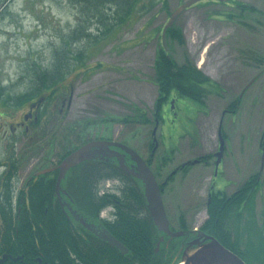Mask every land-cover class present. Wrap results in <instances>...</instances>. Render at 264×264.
<instances>
[{
    "label": "rangeland",
    "instance_id": "1",
    "mask_svg": "<svg viewBox=\"0 0 264 264\" xmlns=\"http://www.w3.org/2000/svg\"><path fill=\"white\" fill-rule=\"evenodd\" d=\"M187 1L161 0V4L156 0L150 2L154 3L152 8L144 1L135 7L129 22L115 29L106 40L88 47L86 43L79 45V49L86 48L83 62L67 74L57 89L43 94L44 100L38 102L42 107L32 113L37 117L36 123L28 116L37 99L15 109L0 103V174L6 161L8 166L14 162L18 169L14 189L25 193L22 202L28 206L30 185L39 181L37 190H46L42 182L46 183L48 177H36L39 171L51 163L56 165L65 152L91 138L117 141L142 155L151 142L150 136L155 137V159L170 156V161L161 167L164 179L175 166L191 158L212 156L219 136H223L227 154L220 157L225 177L233 186L225 190L231 193L248 177L259 175L261 186L254 197V222L256 228L264 231V0H233L254 9L255 13L242 17L232 9L231 0L200 1L182 12L173 24L180 31L183 44H165L160 33L170 14ZM143 5L145 11H141ZM160 47L176 65L194 66L215 88L210 89L203 107L187 99H177L173 111L171 102L164 104L157 124L153 119L157 89L151 80ZM238 100L236 113L225 114L229 103ZM139 112L147 121L144 124L137 120ZM20 122L25 123L26 132L18 125ZM51 135L55 136L49 141L51 144H45ZM212 160L204 169L197 166L177 174L164 187L161 203L174 226L180 218L191 232L201 229L207 220ZM84 170L80 167L70 171L59 186L65 214L68 207L76 206L72 198H78L80 192L76 177ZM69 177L75 183L68 187ZM116 183H104L103 188L113 191ZM53 197L52 203L60 205ZM108 213L109 210L104 211L100 217L105 219Z\"/></svg>",
    "mask_w": 264,
    "mask_h": 264
},
{
    "label": "trees",
    "instance_id": "2",
    "mask_svg": "<svg viewBox=\"0 0 264 264\" xmlns=\"http://www.w3.org/2000/svg\"><path fill=\"white\" fill-rule=\"evenodd\" d=\"M144 1H147L149 8H152L154 3L150 2L156 0H66L69 4L79 6L81 16L77 27L62 38L61 46L54 51L50 70H39L30 62L27 82L25 83V78L19 80L24 86L23 91H14V85L0 86V103L3 107L15 109L35 99L39 102L44 93L50 94L54 88L57 89L67 74L76 68L77 64L81 65L86 48L79 49V45L84 43L86 46L95 45L106 40L115 29L129 22L135 7L143 4ZM160 1L158 0L162 4ZM230 4L233 6L232 9L238 12L239 17L255 13L252 7L238 4L233 0ZM145 10L146 5H143L141 11ZM89 28L92 31H89ZM164 41L165 44L176 43L180 46L183 44L181 33L174 25L167 30ZM155 55L152 65L154 75L151 80L153 87L157 89V98L153 107L154 122L161 120V107L169 99H187L203 107L207 94L210 93V89L215 88V85L191 64L176 65L172 56L163 47L158 48ZM19 82H17L18 86ZM239 101L231 103L227 111L231 114L236 113ZM137 117L134 118L142 124L147 122L142 113L139 112ZM118 120L124 124L128 123L126 119ZM74 148L65 152L60 160L71 154ZM164 164L165 162L162 166ZM16 167L13 162L6 178L8 180L0 193L2 219L0 256L7 255L13 259H21L13 263L8 259L4 264H36L34 262L36 259L40 260V264L179 263V255L175 254L180 239L175 241V246L169 244L168 251L166 250L168 243H166V248L160 245L159 251L155 252V239L150 235L151 221L145 209L142 188L136 181L120 172L117 166L96 165L92 162L91 165L85 166L82 175L76 177V182L80 186L78 198L71 197L76 205L74 206L76 213L88 223H97L100 213L109 210L106 219L98 223L103 225L111 237L128 251L126 256H121L117 250L92 238L88 231L69 218V215L65 214L58 205L52 203L53 186H55L52 177L45 186L46 190H37L39 181L30 185L27 193L28 206L22 202L25 193L14 189L17 184ZM113 181L118 184L113 191L103 188L104 183ZM66 182L68 187L75 183L70 177ZM260 186L261 181L255 174L243 181L237 192L228 200H216L219 193L212 195L205 210L207 220L200 229L201 232L217 239L224 248L245 264H264V231L262 227L256 228L253 209L254 197ZM163 188L160 191L161 195ZM183 227L184 223H181V228Z\"/></svg>",
    "mask_w": 264,
    "mask_h": 264
},
{
    "label": "water",
    "instance_id": "3",
    "mask_svg": "<svg viewBox=\"0 0 264 264\" xmlns=\"http://www.w3.org/2000/svg\"><path fill=\"white\" fill-rule=\"evenodd\" d=\"M203 2V1H216L224 3L225 0H188L183 3L180 8L178 7L172 14H170L167 24L163 28L161 34V40L163 41L167 30H169L177 17L184 12L185 10L193 7L194 5ZM219 152L215 155L214 158H217L216 165L220 162V156L223 154V142L219 136ZM110 148H117L122 152L119 154L117 152H112ZM124 156H128L130 162L133 163V168H129L125 165ZM103 158H114L117 163V168L123 174L130 177L136 183H138L142 188L143 198L146 204V210L149 214V217L153 223L154 228L157 233L165 236L169 243L172 240L181 238L185 236V233L178 232L172 233L169 231V224L166 218V214L163 208L161 193L159 192V186L155 181L153 175L148 167L144 164L141 158L130 148L125 147L120 144L107 143V142H94L80 147L75 152L67 156L58 167L54 169H46L36 174V177L44 176L51 174L53 172H58V178L55 184L54 193L60 204L61 210L64 212L63 205L60 202V191H61V182L65 179V175L68 171L78 167L80 164L91 161H102ZM63 192V191H62ZM64 193V192H63ZM69 218L76 223H78L81 228H84L89 233L93 234L94 238L107 244L109 248L115 249L119 252L121 256H126L128 251L122 247V245L116 241L111 235L103 228L97 229L94 224L88 223L86 220H83L79 217L74 209L67 208ZM198 242H191L190 246H197L199 242H205L201 246H198L196 250L192 253L185 255L183 254L182 260L179 264H245L240 258L232 254L230 251L225 249L217 240L212 237L206 236L205 234L198 233L197 235ZM163 242V238H160L156 245V252L158 251L160 244ZM8 259L13 262L21 258L13 259L10 256L3 255L0 258V264H3Z\"/></svg>",
    "mask_w": 264,
    "mask_h": 264
},
{
    "label": "clouds",
    "instance_id": "4",
    "mask_svg": "<svg viewBox=\"0 0 264 264\" xmlns=\"http://www.w3.org/2000/svg\"><path fill=\"white\" fill-rule=\"evenodd\" d=\"M80 16L79 6L66 0H0V84L16 85L21 78L26 83L28 62L50 70L54 51ZM23 89L20 85L14 91Z\"/></svg>",
    "mask_w": 264,
    "mask_h": 264
},
{
    "label": "flooded vegetation",
    "instance_id": "5",
    "mask_svg": "<svg viewBox=\"0 0 264 264\" xmlns=\"http://www.w3.org/2000/svg\"><path fill=\"white\" fill-rule=\"evenodd\" d=\"M258 76V75H257ZM61 102V101H60ZM168 102H171L172 103V105H173V108H172V111L174 110V105H175V103H176V99H172V100H169ZM167 102V103H168ZM231 105V103H229V106ZM228 106V107H229ZM42 106L41 105H36V106H32V107H30V109H31V111H30V115L28 116V117H31V118H29V119H31L30 121H33V123H36L37 122V117L36 116H34V115H32V113L34 112V111H36V109L37 108H41ZM227 107V108H228ZM38 110V109H37ZM39 111V110H38ZM59 112V111H58ZM225 112V114H229V115H231V113L229 112V111H227V109L224 111ZM36 113H37V111H36ZM57 113V112H56ZM173 113V112H172ZM57 115H59V113H57ZM25 119L26 118H24V121H25ZM161 121V120H160ZM155 123H157L158 124V122H155ZM20 127H22L23 128V130L26 132V128L24 127L25 126V123H19L18 124ZM264 134V133H263ZM48 136H49V133H48ZM46 137L47 139H48V141L47 142H45V144H47L48 145V142L50 141V140H52L55 136L54 135H51L50 137ZM160 136V135H159ZM150 140H151V142L149 143V145H147V147L146 148H144V150H143V154L142 155H144V156H142L141 155V153L139 154V153H137V155L141 158V160L144 162V164L148 167V169L150 170L149 172H151L152 173V175H153V177H154V179L156 180V182L158 183V185H159V187H160V190H161V188L162 187H165L166 185L168 186L169 185V183H171L172 181V179L174 178V176H176L177 174H185V173H187V170L189 169V168H192V167H202L203 169L204 168H206L207 166H208V164L210 165L211 164V160L212 159H215V160H212V162H213V178H211L212 179V186H211V188H210V190H209V194H208V199H207V202H206V206H208V204L210 203V199H211V196L212 195H216L217 193H219V195L217 196V199L216 200H218V201H223V200H228L232 195H234L236 192H237V190H238V188H236L234 191H232L231 193H227V191L225 190L226 188H228V187H233L232 186V184L230 185V182L227 180V178L225 177V165H224V162H223V160H222V158H220V162H219V164L218 165H216V162H217V158H214L215 157V155L216 154H218V152H219V146H220V143L218 142V146H217V151H216V153H214L212 156L210 155V156H207V155H202V156H196V157H194V158H191V160H189V161H186V162H184V163H181V164H179L178 166H175L174 167V169L173 170H171L170 171V173L169 174H167L165 177H164V179H163V175H162V173H161V167H162V163L163 162H168V161H170L169 159H170V156H167V155H164V156H162V157H159V158H157V160L155 159V154H156V149H158V143H157V141L154 139L155 137H153V136H150ZM224 138V137H223ZM153 140V141H152ZM223 141V156H224V154L226 155L227 153H225V151H226V147H225V141H224V139H222ZM94 142H107V143H114V144H120V145H122L121 143H119V142H117V141H111V140H102L101 141V139H93V138H91L90 140H87V141H84V142H81L80 143V145L79 146H77V147H75L74 148V151L75 150H77L78 148H80V147H82V146H85V145H87V144H90V143H94ZM49 144H51L50 142H49ZM160 144H161V142H160ZM162 145V144H161ZM52 145H49V148L51 147ZM111 150H112V152H117V153H119V154H122V152H120V150H118L117 148H110ZM263 151V150H262ZM222 156V157H223ZM165 158V159H164ZM167 158V159H166ZM124 162H125V165L127 166V167H129V168H133V163L132 162H130V160H129V157L128 156H124ZM164 160H166V161H164ZM11 163H12V161H10ZM92 163H94V164H96V165H103V166H117V163H116V160L114 159V158H103V162L102 161H91ZM91 162H85V163H82V164H80L79 166L80 167H84L85 168V166H87V165H91ZM11 163H9V166H8V161H6L5 162V164H4V166H2L1 168H3L4 169V171H3V173H1L0 174V193L2 192V187H3V185L7 182V180L8 179H6V178H8V175H9V171H10V167H11ZM59 163H57V165H58ZM158 166H160V168L158 167ZM55 167H57L55 164H50V166L49 167H47V168H45V169H53V168H55ZM79 167V168H80ZM119 170V169H118ZM44 176H46V177H48V181L46 182V183H43L42 182V184L43 185H45V186H47V183L49 182V181H51L52 180V178H53V180H54V182H55V184H56V181H57V178H58V172L56 171V172H53V173H51V174H48V175H44ZM259 176V175H258ZM40 177H43V176H40ZM50 177H52V178H50ZM10 178H11V176L9 177V180H10ZM162 180V181H161ZM162 182V183H161ZM217 182L219 183V184H217ZM217 185V186H216ZM240 186V185H239ZM54 187V186H53ZM216 187H221L220 188V190H216ZM164 189V188H163ZM57 203H58V200H57ZM58 205V204H57ZM58 206H60V205H58ZM145 209H146V204H145ZM164 210H165V207H164ZM146 212H147V210H146ZM147 214H148V212H147ZM165 214H166V218H167V220H168V224H169V231L170 232H172V233H178V232H182V233H185V236H183V237H181V238H178V239H175V240H172V241H170L169 243H168V247H167V251H168V248H169V244H173L174 246L176 245V243H175V241H177V240H179L180 239V242H179V244H178V247H177V253L175 254V255H179V260L181 261L182 260V256H183V254H185V255H188V254H190V253H192L194 250H196L197 248H198V246H201V245H203V244H206V241L205 242H199L198 244H197V246H190V244H191V242H195V241H197L198 242V238H197V235H198V233H201V230L200 229H195V230H191V232H190V230H188L186 227H185V225H184V227L183 228H181V223L183 222V221H181V219L180 218H178V222L175 224V226L173 225V223H171L172 221L168 218V215H167V213H166V210H165ZM100 215H101V213H100ZM100 215H99V217H98V220H96L97 221V223H91V222H89V223H91V224H94L95 225V227L97 228V229H101V228H103V229H105L106 230V228L105 227H103V225H101L100 223H98V221H101V220H105L106 219V216H105V219H103L102 217H100ZM148 216H149V214H148ZM150 218V217H149ZM1 217H0V223H1ZM150 221H151V219H150ZM151 229H150V235L152 236V239L154 238L155 239V241H154V246H155V252H156V245H157V243H158V241H159V239L160 238H163V242L160 244V245H162V247H164V248H166V243H167V241H168V239L165 237V236H163L162 234H159V233H157V231H156V229L154 228V226H153V223H152V221H151ZM101 227V228H100ZM203 234H205L206 236H209V237H212V236H210V235H208V234H206L205 232H202ZM91 234V233H90ZM92 235V238H94V236H93V234H91ZM212 238H214V237H212ZM95 239H97V238H95ZM215 239V238H214ZM98 240V239H97ZM215 240H217V239H215ZM100 241V240H99ZM100 242H102V241H100ZM174 242V243H173ZM217 242H219V241H217ZM103 244H105L104 242H102ZM220 243V242H219ZM221 244V243H220ZM106 246H107V244H105ZM223 246V245H222ZM224 247V246H223ZM226 249V248H225ZM158 251H159V249H158ZM157 251V252H158ZM3 256V255H2ZM7 256V255H6ZM1 257V256H0ZM4 264V263H3Z\"/></svg>",
    "mask_w": 264,
    "mask_h": 264
},
{
    "label": "bare ground",
    "instance_id": "6",
    "mask_svg": "<svg viewBox=\"0 0 264 264\" xmlns=\"http://www.w3.org/2000/svg\"><path fill=\"white\" fill-rule=\"evenodd\" d=\"M10 260V259H9ZM39 259H36L34 262H36V264H40Z\"/></svg>",
    "mask_w": 264,
    "mask_h": 264
}]
</instances>
